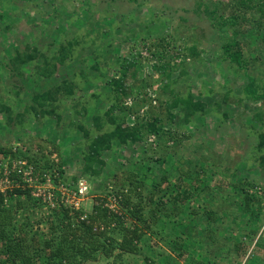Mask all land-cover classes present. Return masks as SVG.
<instances>
[{"label":"rangeland","instance_id":"rangeland-1","mask_svg":"<svg viewBox=\"0 0 264 264\" xmlns=\"http://www.w3.org/2000/svg\"><path fill=\"white\" fill-rule=\"evenodd\" d=\"M231 42L241 63L223 50ZM156 117L165 127L159 137L141 133ZM114 130L118 137L98 138ZM0 146L51 151L63 176L33 166L34 174L67 185L69 201L85 180V211L131 171L148 172L151 184L161 172L174 182L189 167L202 171L186 183L191 204L214 208L222 227L239 206L232 184L242 183L263 210L229 262L258 256L264 264V0H0ZM16 160L0 157L3 191L15 185L5 170ZM56 194L51 205L34 194L38 201L23 207L8 201L15 224L45 239L66 197ZM127 261L143 264L99 258Z\"/></svg>","mask_w":264,"mask_h":264},{"label":"trees","instance_id":"trees-1","mask_svg":"<svg viewBox=\"0 0 264 264\" xmlns=\"http://www.w3.org/2000/svg\"><path fill=\"white\" fill-rule=\"evenodd\" d=\"M232 45V42L226 43L223 50L228 53ZM229 55L233 61L241 63L239 50ZM250 78L254 81L252 76ZM152 122L142 123L141 133L159 137L165 130L164 123L158 117ZM96 123L100 121L96 119ZM118 134L114 130L98 138L110 140ZM121 139L126 141L125 137ZM93 142L92 149L97 153L96 143L100 141ZM51 155L43 146L32 151L0 146V157L17 159L21 169L33 165L37 173H50L57 181L63 176L64 164L53 162ZM188 168H178L174 182L166 172H161L160 176L153 177L151 184L148 172L139 176L138 172L131 171L120 184L108 188L106 194L95 196L89 211L59 203L49 218L50 232L45 239L33 234L31 228L15 224V211L8 201L15 200L16 207H23L28 200L36 203L38 199L34 198L32 188L12 173L11 178L17 183L5 191L0 190V241L5 245V259L0 260V264H100L99 258L108 263L114 259H129L135 263L142 260L143 264H178L174 254L192 264H225L220 263L222 260L232 264L229 261L233 254L244 251V237L258 228L256 223L263 210L261 196L250 192L242 183L239 187L234 182L233 188L241 190L239 206L227 211L228 222L221 227L224 218L217 217L214 208L191 204L196 197L189 196L186 183L189 179H199L202 171L191 172ZM200 184L203 188L207 186L204 182ZM109 196L116 199L118 209L109 208ZM232 223L238 231L234 232ZM223 231L225 234L221 236ZM197 244L200 247L196 248ZM195 251L198 257L192 255ZM247 263L263 264L258 256Z\"/></svg>","mask_w":264,"mask_h":264},{"label":"built area","instance_id":"built-area-1","mask_svg":"<svg viewBox=\"0 0 264 264\" xmlns=\"http://www.w3.org/2000/svg\"><path fill=\"white\" fill-rule=\"evenodd\" d=\"M24 164V162L22 163ZM16 173L17 176L21 178L22 183H27L32 188V192L34 195H41L43 196L44 200L48 201V203L54 204V201L56 199V191L60 192V196L66 197L63 199L61 198V202H63L65 205H69L72 208L79 209L81 198L85 195V193L88 190V185L85 180H80L78 184V188L75 189L73 196H71V201H69L68 197H70V194L68 193L69 187L65 185L64 183H57L53 180L51 181L50 178H46V182L41 181L38 176H36L33 172V165H29L28 169H21V168H11L9 170H5L6 182H15L17 183V180L14 178H11L12 173ZM3 191L2 189H0ZM62 193V195H61ZM116 199L112 200V202H107V205L109 208L112 209H118V206L116 205Z\"/></svg>","mask_w":264,"mask_h":264}]
</instances>
